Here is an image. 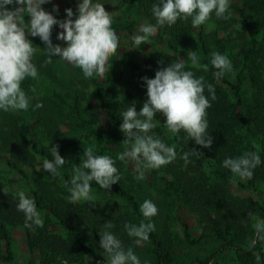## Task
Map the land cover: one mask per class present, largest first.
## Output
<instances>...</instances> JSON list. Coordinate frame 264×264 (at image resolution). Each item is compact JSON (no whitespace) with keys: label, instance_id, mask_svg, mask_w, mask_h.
Wrapping results in <instances>:
<instances>
[{"label":"rangeland","instance_id":"rangeland-1","mask_svg":"<svg viewBox=\"0 0 264 264\" xmlns=\"http://www.w3.org/2000/svg\"><path fill=\"white\" fill-rule=\"evenodd\" d=\"M79 2L80 0H50L42 7L57 20L66 19L65 9L71 8L75 19L78 15ZM99 2L104 4L105 9L112 16V28L119 37L117 53L110 59L111 68L103 77L94 74L92 78L86 79L80 68L56 56H53L51 64H45L46 45L38 36L32 37L29 34L28 38L37 49L32 62L38 70V77L36 79L28 77L21 85L30 98L28 110L12 112L23 116L21 123L24 142L32 146L30 142L36 140L39 151L35 152V159L32 162H20L12 159L8 149L0 142V200L10 202V207L14 210L13 213L8 212L9 237L1 241L0 264H96L97 262L108 264L107 254L100 248L99 234L103 231L106 222L112 223L113 228L110 231L121 241L125 249L132 248L141 264L145 261L148 264H158L156 245L150 239L137 243V238L128 236L124 228L125 223L139 225L141 221L147 222L140 212V205L146 199L151 200L158 208V213L151 218V221L155 224L158 238L173 252L176 264H199L198 262L238 264L240 253L238 248L241 245L247 247L249 240L255 238L250 215L248 221L252 231L248 236L238 237L237 226L230 229L229 235H225L224 231L229 229L230 221L228 223L223 220L218 223L217 228H211L201 219L197 211L183 204L179 193L172 190L173 182L177 180L172 173L177 168L175 160L159 169L147 171L145 179L138 181L134 178L136 173L132 162L116 159L118 154L124 151L121 142L126 139L119 127L122 123L121 113L133 104L139 111L146 102L147 88L143 78L152 76L151 69L157 56L161 53L181 52L185 54V59L188 58L189 51H195L202 59L205 58L202 50L192 45L185 48L159 30L156 35L149 38V43L137 46L131 39L132 35L138 34L141 24H153L141 11L138 3L133 0H99ZM54 8H58V11ZM239 8L240 0H230L228 9L231 13L230 18L218 19L213 13L205 24L194 27L197 32L194 37L198 40L202 31L212 52L217 51L226 55L231 61L232 71L225 75L229 81L241 86L242 113L247 120L245 131L248 136L244 139V144L257 145L258 150L261 151V139L253 129L255 126L251 122L248 105L253 101L258 90L264 92V79H262L264 76L260 74V65L255 58L250 32L240 17ZM24 19L27 22L30 17L25 15ZM227 22L231 23L229 27L225 25ZM232 28L237 32L230 36L229 30ZM60 31L62 29L59 25H54L51 40L54 45L60 44L63 47L66 46L65 42L57 39ZM98 87L105 88V93L109 94L105 106L98 98ZM33 88L35 91H32ZM78 95L81 96L79 105L76 102ZM85 97L89 101H86ZM47 101L57 102L63 112L64 121L54 135H48L42 125ZM37 103L43 106L36 109ZM108 110L116 114L117 121L109 117ZM153 122L157 127L151 134L159 136L158 131L162 124L157 114ZM111 127L117 128L118 139L103 134ZM162 131L167 139L161 140L168 146H175L173 141L169 142L173 137L167 129L163 128ZM57 145L59 154L65 159V165L58 168L64 182L70 181L73 167L80 164L83 150L89 145L94 147L96 154H107L116 161L115 166L121 176L120 181L109 189H102L93 180L90 185L95 201L81 200L71 203L70 193L63 186L60 176H52L42 167L44 158L54 159L50 148ZM11 162L18 163L19 169L12 166ZM39 166L40 171H37ZM201 171L209 177V182H225L236 201L252 204L251 214L264 219V182H258L251 187L244 186L246 180H240L236 176L229 179L221 178L207 163L203 164ZM4 188L8 190L7 194L4 193ZM20 190L34 199L43 220V227L24 226V214L16 207L18 203L16 193ZM36 193L39 194V203ZM52 208H55V212ZM212 214L215 215V212L212 211ZM234 220L236 219H232ZM40 229L63 242L75 243L84 240L93 248V252L79 256L63 251L56 253L46 249L45 246L43 247L45 251H42L34 247V241L40 236ZM231 241L236 245H229ZM257 245L258 253H263L264 243L258 242Z\"/></svg>","mask_w":264,"mask_h":264},{"label":"clouds","instance_id":"clouds-1","mask_svg":"<svg viewBox=\"0 0 264 264\" xmlns=\"http://www.w3.org/2000/svg\"><path fill=\"white\" fill-rule=\"evenodd\" d=\"M48 2L50 0H0V110L4 112L27 111L29 108L30 98L21 85L28 77H38V70L32 62L37 49L28 38L29 34L32 37L38 36L46 45L45 64H51L53 56L59 57L80 68L86 79L92 78L94 74L103 77L111 68L109 61L117 53L119 37L112 28L113 19L104 4L99 0L95 3L93 0H80L75 19L73 10L67 8V18L57 20L42 7ZM229 4L230 0H159L151 8L156 24H141L138 34L132 35L131 39L137 46L149 43V38L157 34L159 27H170L178 19L187 21L191 18L194 27L205 24L213 13L218 19H229ZM10 5L13 7L9 8ZM54 10L58 11V8ZM25 15L30 17L27 22ZM54 25H59L62 29L57 39L64 41L66 46L53 44L51 35ZM210 56L211 65L217 69L214 73L217 78L232 71L231 61L226 55L213 51ZM188 59L192 66L200 67L197 52L189 51ZM207 67L204 65L205 70ZM143 80L146 83L147 100L139 111L133 104L121 113L122 123L119 127L126 139L121 142L124 151L116 157L119 161L132 162L136 173L134 178L138 181L145 179L147 171L159 169L177 158L175 146H168L158 136L151 134L157 127L153 122L156 113H161L166 118L165 127L169 133L178 134L183 130L188 140L194 139L197 145L210 148L213 141L207 131L206 110L211 107V103L204 94L205 88L211 95V100L216 99L214 86L207 84L203 76L196 77L193 71L185 70L183 61L170 63L157 70L154 78L144 77ZM42 106L37 103L35 108ZM58 147L50 148L54 159L44 158L42 167L52 176H60L63 186L70 193L71 203L95 201L90 185L93 180L102 189H109L120 181L116 161L107 154H96L94 147L89 145L83 150L80 164L73 167L70 181L64 182L58 168L65 165V159L59 154ZM254 147L257 148L256 151H245L235 158L226 157L222 166L240 180L252 179L253 170L261 164L258 146ZM192 154H182L185 166L190 162L189 156ZM37 171H40V166ZM3 191L7 194L8 190L4 188ZM16 197L17 210L25 217L24 226L43 227L34 199L29 198L23 190L18 191ZM140 212L147 222L124 225L128 236L137 238V243L147 241L149 234L155 231L151 218L158 213V208L151 200L146 199L140 205ZM249 215L253 221L255 238L249 240L247 248L254 249L258 242L264 243V219L251 213ZM112 228V223L106 222L103 231L99 232L100 248L107 254L108 264H141L132 248L125 249L122 246L121 241L110 231ZM253 255L256 261L261 260L258 253L253 252ZM144 264L148 262L145 261Z\"/></svg>","mask_w":264,"mask_h":264},{"label":"trees","instance_id":"trees-1","mask_svg":"<svg viewBox=\"0 0 264 264\" xmlns=\"http://www.w3.org/2000/svg\"><path fill=\"white\" fill-rule=\"evenodd\" d=\"M139 5L141 11L150 19L155 25L156 19L152 14L151 8L159 0H133ZM239 14L245 22L251 36V43L255 58L260 65V74L264 76V0H240ZM225 25L229 27L230 22ZM229 29V28H228ZM158 30L163 34L168 35L174 41L179 42L185 48L197 46L202 50L205 58L199 60L200 67H194L191 61L184 59L185 54L181 52L177 54L161 53L155 59L151 69L152 76L155 77V72L161 68L167 67L170 63L183 61L185 63V70H191L196 77L203 76L207 84H212L215 88L216 99L211 100V95L205 88L204 94L209 98L211 107L207 111V122L210 136L212 137V146L205 148L197 145L194 139H187V134L181 130L178 134H172L175 148L177 151V168L173 173L177 180H174L172 190L179 193L183 204L187 207L197 211L201 219L205 221L211 228L218 227V223L225 220L230 221L229 229L225 230V235L230 234V229L235 228L238 231V237H246L252 231L251 225L248 221L249 214L251 213L252 204L245 203V201H236L231 193V189L225 182H209V177L206 176L201 167L207 163L221 178H231L234 175L230 170L222 166V161L226 157H238L245 151H256L257 149L251 145H245L244 139L248 138L245 131L247 123L246 118L242 113L243 98L241 96V86L239 84L229 81L226 75L222 78H217L214 73L217 71L211 65L210 53L212 50L209 47L206 37L200 31L198 40H195L196 31L191 24V18L187 21L178 19L172 26L159 27ZM237 32L233 28L229 30V35ZM197 38V37H196ZM189 60V59H188ZM207 65V70L204 69ZM149 78V77H148ZM264 79V78H262ZM98 98L104 106L107 104L109 94L105 93V88H97ZM81 96L77 97V105H79ZM89 101L87 97L84 98ZM46 113L44 115L43 128L48 135H54L59 125L64 121L63 112L57 102H46L44 106ZM36 111V110H35ZM250 119L255 126L256 134L260 136L262 148L259 151L261 157V164L257 166L253 172V177L246 180L244 186H255L258 182H264V92L258 90L253 101L248 105ZM37 113V111H36ZM157 118L160 120L162 127L158 131L160 139H167L163 128L165 127V117L161 113H156ZM40 115V114H38ZM108 115L113 121H117L116 114L108 110ZM70 116V115H69ZM22 115L9 111L4 112L0 110V142L4 148H7L8 153L12 159H17L20 162H32L35 159V152L38 150V142L33 140L30 144L25 143L22 131ZM108 137L118 139V132L116 127H111L110 130L104 131ZM184 152L193 153L189 156V163L185 166V162L181 159ZM11 165L19 169V164L11 162ZM201 171V172H200ZM97 184L96 182H94ZM128 195L127 192L123 191ZM36 199L39 203V194L36 193ZM7 200H0V244L4 239H8L9 231L7 227L8 212L13 213L10 202ZM263 210V208H262ZM55 212V208H52ZM215 212V215L212 214ZM264 211V210H263ZM18 215V213H16ZM232 219L236 220L232 221ZM232 221V222H231ZM229 223V222H228ZM30 233V231H29ZM236 237L237 239H239ZM149 239L156 245V255L158 264H176L173 252L157 234L151 232ZM244 240V239H243ZM194 243V241H193ZM229 245H236L233 241ZM51 249L53 252L63 251L82 255L84 253L93 252V248L86 244L84 240L75 243L63 242L55 236L48 235L45 230L40 229V236L34 241V247L40 248L42 251ZM238 264H264V252L258 253V245L254 249H248L246 246L241 245L239 248ZM56 252V253H57ZM253 252L261 256L258 262L253 255ZM201 264L202 262H198ZM98 264V262L96 263ZM195 264V263H193Z\"/></svg>","mask_w":264,"mask_h":264}]
</instances>
